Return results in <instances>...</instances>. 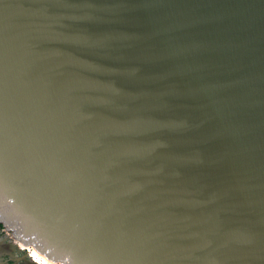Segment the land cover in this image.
<instances>
[{
	"label": "water",
	"instance_id": "water-1",
	"mask_svg": "<svg viewBox=\"0 0 264 264\" xmlns=\"http://www.w3.org/2000/svg\"><path fill=\"white\" fill-rule=\"evenodd\" d=\"M0 220L51 264H264V0H0Z\"/></svg>",
	"mask_w": 264,
	"mask_h": 264
},
{
	"label": "flooded vegetation",
	"instance_id": "flooded-vegetation-1",
	"mask_svg": "<svg viewBox=\"0 0 264 264\" xmlns=\"http://www.w3.org/2000/svg\"><path fill=\"white\" fill-rule=\"evenodd\" d=\"M4 229L0 227V264H37V262L47 264L34 255L33 258L36 261H33L30 255L31 250L25 246L24 239L16 236V233L10 228L4 227ZM6 234H11L20 247L15 246L12 242L13 238L7 237Z\"/></svg>",
	"mask_w": 264,
	"mask_h": 264
},
{
	"label": "bare ground",
	"instance_id": "bare-ground-1",
	"mask_svg": "<svg viewBox=\"0 0 264 264\" xmlns=\"http://www.w3.org/2000/svg\"><path fill=\"white\" fill-rule=\"evenodd\" d=\"M16 236H19V235L16 234ZM19 237H20V236H19ZM24 243H25V246H26L28 249L31 250L32 254H33L35 257H37L38 259L44 261V262L47 263V264H51L46 258L43 257L42 254H40V253L37 252L36 250H33V249L31 248V246L28 244V242H26V241L24 240Z\"/></svg>",
	"mask_w": 264,
	"mask_h": 264
},
{
	"label": "trees",
	"instance_id": "trees-1",
	"mask_svg": "<svg viewBox=\"0 0 264 264\" xmlns=\"http://www.w3.org/2000/svg\"><path fill=\"white\" fill-rule=\"evenodd\" d=\"M0 225H2V226L5 227V228H9L7 225L3 224V223L1 222V220H0Z\"/></svg>",
	"mask_w": 264,
	"mask_h": 264
}]
</instances>
